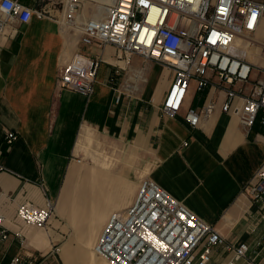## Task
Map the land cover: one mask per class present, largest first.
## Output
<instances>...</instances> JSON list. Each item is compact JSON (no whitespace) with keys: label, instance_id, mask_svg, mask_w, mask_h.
I'll return each mask as SVG.
<instances>
[{"label":"crops","instance_id":"crops-1","mask_svg":"<svg viewBox=\"0 0 264 264\" xmlns=\"http://www.w3.org/2000/svg\"><path fill=\"white\" fill-rule=\"evenodd\" d=\"M19 2L35 10L39 4ZM62 25L78 31L63 24L60 14L34 13L28 24H13V38H0V216L7 231V238L0 239V264L13 258L21 264H107L93 247L108 217L130 205L127 186L115 184L106 193L108 176L101 170L108 163L98 154L99 169L85 174L74 202L66 195L67 173L81 163L79 149L90 144L91 132L137 156L144 177L129 182L136 193L142 180H151L225 239L250 246L264 241V201L253 202L246 189L264 163L263 113L244 129L236 116L218 106L208 120L190 129L181 114L173 119L161 115L171 73L153 63L134 68L148 80L115 104V50L106 47L101 53L83 46ZM75 54L92 59L101 54L89 98L55 86L59 67ZM212 92L195 96L191 106L201 105ZM7 132L16 137L10 145L5 143ZM47 199L58 201L46 229L26 228L15 219L18 205L43 207ZM214 258L220 262L224 254Z\"/></svg>","mask_w":264,"mask_h":264},{"label":"built area","instance_id":"built-area-1","mask_svg":"<svg viewBox=\"0 0 264 264\" xmlns=\"http://www.w3.org/2000/svg\"><path fill=\"white\" fill-rule=\"evenodd\" d=\"M82 1H60L63 24L75 19ZM104 7L101 17L80 24V43L101 53L111 47L119 60L129 62L138 56L169 71L162 116L173 119L181 114L188 127L196 129L219 106L222 113L236 116L244 129L254 125L260 112L264 125V67L246 57L257 48L256 56L264 61V0H109ZM33 13L51 15L19 0H0V38H13V24H28ZM101 61V54L93 59L75 54L59 67L56 88L89 98ZM115 66L117 75L124 71ZM146 81L141 74L135 86H128L125 77L123 85L114 89V103L137 93ZM207 89L213 92L206 94L201 105L191 106L195 96ZM15 138L7 132L5 143L10 145ZM39 186L44 189L42 183ZM246 189L253 202L264 201V163ZM54 211L48 199L43 207L23 203L15 219L26 228L44 230ZM4 222L0 216L1 240L7 238ZM219 250L224 254L220 262L214 258ZM93 253L107 264H264V241L250 246L225 239L153 181L144 179L133 203L108 217ZM8 264L21 262L13 258Z\"/></svg>","mask_w":264,"mask_h":264},{"label":"rangeland","instance_id":"rangeland-1","mask_svg":"<svg viewBox=\"0 0 264 264\" xmlns=\"http://www.w3.org/2000/svg\"><path fill=\"white\" fill-rule=\"evenodd\" d=\"M33 1H38L39 4L37 5V9L39 8H45L46 10H49V12L53 15H56L57 17L59 14L61 15V0H33ZM97 3L93 1L89 2H83V5L81 9L79 10V15H83L86 18H93V16L97 12ZM62 17V15H61ZM64 31H72L76 33L78 36V31H75L72 28H64L63 25L61 26ZM135 58L136 62L132 61V59ZM252 60V59H251ZM153 62L151 61H146L138 56H132L130 59V66L132 68L136 69H144V65H149ZM118 65H126L125 62L123 61H117ZM155 64V63H153ZM128 68V67H126ZM114 70V69H113ZM126 71H120L117 74H114L117 76V84L119 86L123 85L124 79L126 77ZM147 80L148 77L146 76ZM93 135L92 140L90 141V144L85 147H81L79 149V152L81 153L80 158H81V163L75 165L71 170L67 173L68 175H71L70 179V188L68 187L67 190V196L69 197L71 203L74 202L75 197L77 193L83 189V178L86 173L91 171L92 169H99L96 161V159H99L98 154L101 156H104L106 158V161L108 163V168L107 170H101L102 172L106 173L104 176H108V182L104 184V189L107 192L113 189V187L121 188V186H127V194L130 197L131 203H133L135 199V193H136V187H133L130 185L129 182H132L134 180V177H144V173L140 172L137 168L138 166V158L136 155L130 153L128 150L123 149V147H119L117 143L111 142L109 140H106L105 138L97 135L94 132H91ZM96 155V156H95ZM103 175V174H102ZM66 176V178H67ZM66 181V179H65ZM63 183L61 193L59 195L60 199L63 197V189L67 185V181ZM58 201V200H57ZM54 203L56 207V203Z\"/></svg>","mask_w":264,"mask_h":264},{"label":"bare ground","instance_id":"bare-ground-1","mask_svg":"<svg viewBox=\"0 0 264 264\" xmlns=\"http://www.w3.org/2000/svg\"><path fill=\"white\" fill-rule=\"evenodd\" d=\"M89 1H93V2H95V3H97L96 5H98V7H97V12H96V14L93 16V18H99V17H101V15L103 14V12L105 11L104 10V5H105V3L106 4H109V0H83L82 1V3H81V5H80V9H81V7H82V5H83V2H89ZM79 9V10H80ZM79 10L77 11V13H76V15H75V19L73 20V21H70L69 22V24H67V25H69V26H71V27H74L75 29H77V30H79L78 29V27L80 26V24L81 23H83L86 19H88V18H86L85 16H81V15H79ZM33 15H34V13H33ZM239 41H241V46L242 47H245L246 46V42L243 40V39H241V40H239ZM255 53H253V54H251L250 52L246 55V57H247V59L251 62V63H255V64H260L262 67H264V61L262 60V59H260V57H257L256 55L260 52V50L259 49H255V50H253ZM259 51V52H258ZM260 54V53H259ZM252 59V60H251ZM119 60V59H118ZM119 61H123V62H125L126 63V65H123V66H125V67H128V68H124L123 66L121 67V69H124V71H126V69H127V72H126V83H127V85L128 86H130V85H136L137 84V80H138V77L141 75V74H143V72H142V70H136V69H134V68H132L131 66H130V61L129 62H127L126 60H119ZM102 62V61H101ZM99 68V67H98ZM55 209H56V207H55Z\"/></svg>","mask_w":264,"mask_h":264}]
</instances>
